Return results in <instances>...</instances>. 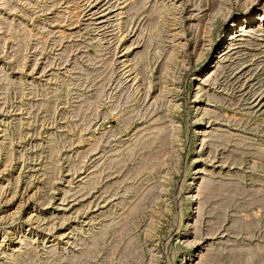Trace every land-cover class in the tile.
I'll list each match as a JSON object with an SVG mask.
<instances>
[{"label": "rangeland", "instance_id": "rangeland-1", "mask_svg": "<svg viewBox=\"0 0 264 264\" xmlns=\"http://www.w3.org/2000/svg\"><path fill=\"white\" fill-rule=\"evenodd\" d=\"M256 1L0 0V264H264Z\"/></svg>", "mask_w": 264, "mask_h": 264}, {"label": "bare ground", "instance_id": "bare-ground-1", "mask_svg": "<svg viewBox=\"0 0 264 264\" xmlns=\"http://www.w3.org/2000/svg\"><path fill=\"white\" fill-rule=\"evenodd\" d=\"M253 3V2H252ZM260 6L264 9V4L262 5V3H260L259 1H256L254 4H252L246 11H244L239 18H236L234 19V21L229 25L227 26L226 30H225V33L223 35V37H221L219 40H218V45L217 46H221V47H218L217 51L215 52L216 55L220 54V51L224 48V47H227V46H230L231 42L235 39H237L238 37L240 36H236L238 35L239 33H241L243 31V29L245 28V34L246 35H249V34H254V33H257L258 31H262L261 30V27L260 29H256L255 28V25L256 23H260L262 21H264V14L260 15L259 16V19L256 18V13L255 11L258 10L260 8ZM261 8V9H262ZM219 12V11H218ZM231 40V41H230ZM230 41V42H229ZM238 41V40H237ZM224 46V47H223ZM224 53V52H223ZM222 55V54H221ZM224 55V54H223ZM216 58V56H215ZM214 58V59H215ZM217 59V58H216ZM212 64V63H211ZM201 73V72H200ZM212 114V113H211ZM238 177V176H237ZM207 179V178H206ZM204 181V180H203ZM208 181V179H207ZM202 182V181H201ZM204 184V182H202ZM198 184V183H196ZM200 184V183H199ZM198 184V185H199ZM208 188L207 189H212L215 191V189L212 188H209V186H212V185H209L210 182L208 183ZM201 185V184H200ZM221 185V184H220ZM227 185V184H226ZM225 185V186H226ZM199 187V186H198ZM198 190H201L200 188H198ZM200 187H203L200 186ZM205 187V186H204ZM203 187V188H204ZM227 189V188H226ZM253 190V189H252ZM193 191V190H192ZM195 191V189H194ZM210 191V190H208ZM207 191V192H208ZM218 191V190H217ZM227 191V190H226ZM213 191H210V193H212ZM224 192V191H223ZM197 193V192H195ZM201 193V192H200ZM198 192V194H200ZM203 193V192H202ZM192 194V193H191ZM197 194V195H198ZM204 194V193H203ZM203 194L201 195L203 197ZM214 194V193H213ZM212 195V194H211ZM233 195V194H232ZM231 195V196H232ZM200 196V195H199ZM192 196H189L188 198L190 199ZM204 197H206V195H204ZM194 199V198H193ZM192 200V199H191ZM203 200V199H202ZM206 200V199H205ZM227 200V199H226ZM223 201V200H222ZM229 201V200H228ZM205 202V201H203ZM225 202V201H224ZM227 202V201H226ZM190 203V202H188ZM187 220V219H186ZM197 220V219H196ZM194 221V220H193ZM199 226V225H198ZM231 227V226H230ZM199 230V229H198ZM196 233V232H195Z\"/></svg>", "mask_w": 264, "mask_h": 264}]
</instances>
